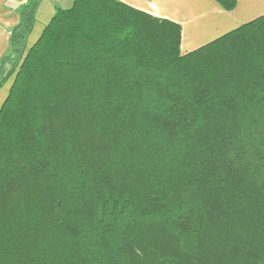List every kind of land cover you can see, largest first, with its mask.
Masks as SVG:
<instances>
[{
	"label": "trees",
	"instance_id": "16d2710c",
	"mask_svg": "<svg viewBox=\"0 0 264 264\" xmlns=\"http://www.w3.org/2000/svg\"><path fill=\"white\" fill-rule=\"evenodd\" d=\"M38 7L0 60V264H264V15L183 54L73 0L27 48Z\"/></svg>",
	"mask_w": 264,
	"mask_h": 264
},
{
	"label": "crops",
	"instance_id": "0c3cea01",
	"mask_svg": "<svg viewBox=\"0 0 264 264\" xmlns=\"http://www.w3.org/2000/svg\"><path fill=\"white\" fill-rule=\"evenodd\" d=\"M29 0H0V60L10 49L12 29L20 21V10ZM34 29L27 48L40 37L52 19L56 7H70L73 0H38ZM154 16L170 19L182 27L181 52L187 53L217 39L235 28L264 15V0H235L232 10L217 0H120ZM10 83L0 88V108Z\"/></svg>",
	"mask_w": 264,
	"mask_h": 264
},
{
	"label": "rangeland",
	"instance_id": "374dc122",
	"mask_svg": "<svg viewBox=\"0 0 264 264\" xmlns=\"http://www.w3.org/2000/svg\"><path fill=\"white\" fill-rule=\"evenodd\" d=\"M65 8H68V7H65ZM9 67V65H7V67L6 68H8ZM13 79H14V76H12L9 80H8V84L10 83V85L12 84V81H13Z\"/></svg>",
	"mask_w": 264,
	"mask_h": 264
}]
</instances>
